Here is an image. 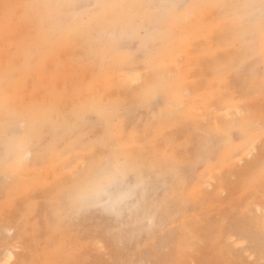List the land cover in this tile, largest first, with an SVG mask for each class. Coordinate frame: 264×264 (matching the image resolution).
Here are the masks:
<instances>
[{"label":"rangeland","instance_id":"1","mask_svg":"<svg viewBox=\"0 0 264 264\" xmlns=\"http://www.w3.org/2000/svg\"><path fill=\"white\" fill-rule=\"evenodd\" d=\"M1 1L0 108L6 121L17 118L13 133L36 128L29 148L10 154L0 133V254L12 250L10 264H264V65L253 58L255 36L233 63L237 45L216 41L219 19L206 7L198 43L168 61L174 103L158 93L139 108L143 80L89 55L94 40L81 50L77 26L41 52L32 44L40 16L27 18L24 7L42 2ZM76 7L86 25L91 2ZM136 36L146 40L145 29ZM138 40L124 38L119 49L148 51ZM225 146L232 151L219 158Z\"/></svg>","mask_w":264,"mask_h":264},{"label":"bare ground","instance_id":"2","mask_svg":"<svg viewBox=\"0 0 264 264\" xmlns=\"http://www.w3.org/2000/svg\"><path fill=\"white\" fill-rule=\"evenodd\" d=\"M39 1L42 2L39 4V2L36 1L39 6H35L36 3L26 2L24 7L27 18L30 17V15L32 17L35 9L40 16L35 19V23L33 22L38 38L35 36L32 44L40 46V51L42 52L45 50L46 45L57 43L62 38L63 34L70 32L71 27L77 26L78 28L75 29L77 32L76 39H78V42L81 44H79L81 50L83 48V43L87 44L89 40H92L93 43L94 40L95 45L93 49L89 48V55L91 54V56L101 64L118 63V66L126 68V75L132 83H137L141 79L143 80L144 86L135 94L134 98L139 103V108L147 107L149 99L158 93L164 94L171 100V103H174L173 91L177 89L175 94L178 95L180 90L176 88L174 84L175 78L170 75L171 71H169L170 65L168 61L175 54V58L182 61L184 59L183 48H186L188 51L193 50L194 46L198 43L197 40L192 39L195 35L194 33H202L205 31V27L201 22L203 19V9L208 6L216 11L212 13L214 17L217 16L219 19V23L214 20L211 21L212 26L210 25L213 28L212 30H216V41L220 43L227 42L231 45L235 43L237 45L238 53L233 63L241 60L243 55L247 52V48L250 46L247 38L255 36V48H253L255 55L253 58L261 61L264 65V46H262L264 40V0H169L168 3L167 0H87L91 2L92 8L88 11L90 13L89 22L85 23L84 21L86 25L80 24L83 13L76 7L79 0ZM0 2L2 5L1 0ZM179 2L182 4L180 8L177 7ZM6 9L8 10V8ZM135 9L141 11V15L143 16L142 23L139 21L136 22ZM118 13L122 15L120 19H116V17L118 18ZM34 16L37 17L38 15L36 16L35 13ZM177 17L178 20H176ZM139 28L145 29L146 40H138L136 29ZM33 38L34 37H32V39ZM124 38L137 39L140 48H150L148 51L139 50L137 52L138 54L136 53L137 55L128 54L121 51L118 46V41ZM154 39L157 40V44H149V41H154ZM47 40H49L48 44ZM30 43L31 42L28 44L32 46ZM51 48L52 47H50V49ZM151 48L154 49V57L150 56ZM35 53L37 54V52ZM19 54L16 56H19ZM20 63L21 62H19V64ZM149 64L155 67L152 68V71L145 70ZM36 65L38 64L36 63ZM15 67L17 66L15 65ZM238 68L241 69V65H239ZM4 72H6L5 69ZM262 72L260 81L264 82V68ZM238 74L240 73H237V75ZM237 75L234 76L236 77ZM96 108L95 105L93 109H91L94 115L101 121L107 120L105 109ZM128 109H131V107L128 106ZM233 109L236 111L233 107L230 108V111ZM41 119L42 116H39L36 122L42 124L43 120ZM17 122V118L11 116H8L6 121V116L0 108V133L5 132L9 135L8 146L5 151L6 154L15 152L21 145L23 148H29L31 137L36 128V125L33 127L27 125L21 132L15 134L11 129ZM68 122L70 124L72 123L71 120ZM57 129L58 127H54L53 134ZM251 144L249 140L243 143L248 155H251V151L254 150L251 148ZM225 148L226 146L222 148V152L218 156L219 158L226 157L232 151L230 150L224 153L226 150ZM51 149L53 152L52 155H55L57 146L52 145ZM136 171L139 173V168L136 167ZM101 191L102 190L97 189L96 193ZM238 244L240 246L244 245L242 242ZM13 260L14 253L12 250H7L0 254V264H10Z\"/></svg>","mask_w":264,"mask_h":264}]
</instances>
